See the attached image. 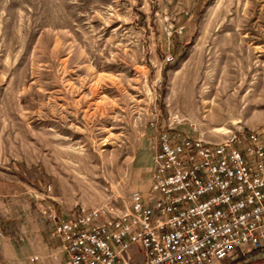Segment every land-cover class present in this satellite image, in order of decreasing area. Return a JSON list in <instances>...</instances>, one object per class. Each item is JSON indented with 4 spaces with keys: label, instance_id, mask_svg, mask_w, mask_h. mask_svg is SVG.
<instances>
[{
    "label": "rangeland",
    "instance_id": "rangeland-1",
    "mask_svg": "<svg viewBox=\"0 0 264 264\" xmlns=\"http://www.w3.org/2000/svg\"><path fill=\"white\" fill-rule=\"evenodd\" d=\"M261 128L264 0H0V237L17 264H68L55 216L147 191L159 132Z\"/></svg>",
    "mask_w": 264,
    "mask_h": 264
},
{
    "label": "built area",
    "instance_id": "built-area-1",
    "mask_svg": "<svg viewBox=\"0 0 264 264\" xmlns=\"http://www.w3.org/2000/svg\"><path fill=\"white\" fill-rule=\"evenodd\" d=\"M152 151L150 187L124 211L54 217L68 264H223L264 253V128L219 141L170 129Z\"/></svg>",
    "mask_w": 264,
    "mask_h": 264
},
{
    "label": "crops",
    "instance_id": "crops-1",
    "mask_svg": "<svg viewBox=\"0 0 264 264\" xmlns=\"http://www.w3.org/2000/svg\"><path fill=\"white\" fill-rule=\"evenodd\" d=\"M18 227V226H17ZM16 227V228H17ZM33 231L39 233V237L45 238L46 232L39 225H33ZM2 229V227H0ZM21 254L17 248L13 245L11 236L6 232L3 236L0 237V258L2 262L7 264H17L18 260L21 259Z\"/></svg>",
    "mask_w": 264,
    "mask_h": 264
},
{
    "label": "bare ground",
    "instance_id": "bare-ground-1",
    "mask_svg": "<svg viewBox=\"0 0 264 264\" xmlns=\"http://www.w3.org/2000/svg\"><path fill=\"white\" fill-rule=\"evenodd\" d=\"M223 132V131H222Z\"/></svg>",
    "mask_w": 264,
    "mask_h": 264
}]
</instances>
